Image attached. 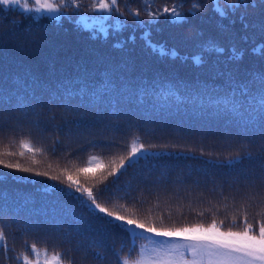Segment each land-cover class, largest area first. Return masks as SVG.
<instances>
[{"label":"trees","instance_id":"1","mask_svg":"<svg viewBox=\"0 0 264 264\" xmlns=\"http://www.w3.org/2000/svg\"><path fill=\"white\" fill-rule=\"evenodd\" d=\"M97 2L0 4V264H34L33 244L64 264H119L175 240L109 224L68 175L157 228L264 219V0ZM22 140L42 151L21 156ZM133 140L136 162L108 175ZM93 155L105 167L79 172Z\"/></svg>","mask_w":264,"mask_h":264},{"label":"snow or ice","instance_id":"2","mask_svg":"<svg viewBox=\"0 0 264 264\" xmlns=\"http://www.w3.org/2000/svg\"><path fill=\"white\" fill-rule=\"evenodd\" d=\"M63 2L64 0H60V2H57V0H31V4L35 5V7H30L28 3H25L23 10L27 13L55 14L59 11ZM20 3L21 0H0V4L6 6H19ZM114 5L117 6L116 11H119L118 0H98L95 7L100 11L111 12ZM147 6L148 3L146 2L145 7ZM198 7V4L194 5V9ZM164 12H171L173 18L181 19L177 15L175 7L171 9L165 8ZM149 15L153 19L155 18L154 13H149ZM261 54L264 55V49L261 50ZM261 103L264 104V97H262ZM20 146L22 148L19 153L21 156L25 154L24 150L33 153V156L36 152L42 151V149L34 148L29 140L20 141ZM143 148L144 145L142 143L137 144L133 140L128 157H122L120 164L108 175H114L115 172L123 168L125 159H128L130 164L135 163L137 153H140ZM3 163L4 160L0 159V164ZM6 167L20 168L21 165L19 163H8ZM104 167L102 159L93 155L87 160L86 166L78 169V171L89 173L93 172V169H103ZM23 170L34 171L33 168H24ZM43 175H47V173L45 172ZM93 176H95V173H93ZM53 179H60V177L56 176ZM106 179V176H101L100 182ZM67 180L69 187L75 186L76 191L80 194L78 198L81 203L93 214H99L100 218L106 220L109 224L129 231L133 237L147 232L160 237L176 238L177 240L174 243H170L168 240L162 242L153 241L154 244L158 243V246L150 250L142 246L140 253L135 259L119 257V264H264V219L259 220L258 227H254L252 223L248 222L247 216H245L244 226L240 231H233L231 228L227 231H221L215 220L207 227L202 224H185L182 227L157 228L155 222L145 224L129 216L120 215L116 211H110L107 207L97 203L92 188L81 186L80 181H73L71 175L67 176ZM262 203H264V200H262ZM258 215L264 216V208L261 209V213H258ZM233 221H235V217ZM137 229L142 231L138 232ZM5 239L3 231L0 230V241ZM31 251L36 257L34 264H64L59 253H52L51 257H49L47 249L41 251L37 249L35 244L31 245ZM186 252H190L191 256H187ZM41 255H43L44 260L40 259ZM22 260L26 262L28 257L25 256Z\"/></svg>","mask_w":264,"mask_h":264},{"label":"rangeland","instance_id":"3","mask_svg":"<svg viewBox=\"0 0 264 264\" xmlns=\"http://www.w3.org/2000/svg\"><path fill=\"white\" fill-rule=\"evenodd\" d=\"M25 3H28L30 7H35V5L31 4V0H21V3H20L19 6H23ZM92 20H94V18ZM157 47L159 48V50H163V47L160 44H158ZM220 47H218V48L220 49ZM221 48L222 49H220V50L222 51L223 50V47H221ZM172 241L173 242H170V241L169 242L170 243L177 242L176 238H175V240H172ZM179 242H183V241H179ZM187 253H189V257H190L191 256V253L190 252H187Z\"/></svg>","mask_w":264,"mask_h":264},{"label":"water","instance_id":"4","mask_svg":"<svg viewBox=\"0 0 264 264\" xmlns=\"http://www.w3.org/2000/svg\"><path fill=\"white\" fill-rule=\"evenodd\" d=\"M220 49H222V48H220Z\"/></svg>","mask_w":264,"mask_h":264}]
</instances>
